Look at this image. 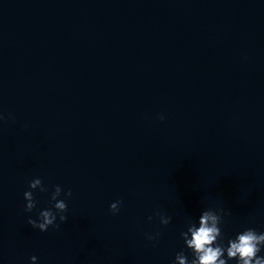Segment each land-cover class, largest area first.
I'll return each instance as SVG.
<instances>
[{"label": "clouds", "instance_id": "clouds-1", "mask_svg": "<svg viewBox=\"0 0 264 264\" xmlns=\"http://www.w3.org/2000/svg\"><path fill=\"white\" fill-rule=\"evenodd\" d=\"M163 119V117H161ZM39 188L41 192L47 191L41 179L35 178L29 182V191L24 192V200L27 202L25 211L31 212L36 207L33 191ZM62 194V188L57 185L51 194L52 207L39 212L37 219L28 218L27 223L34 229L46 232L50 227L59 228L57 218L61 223L67 221L65 215L68 211L66 199L72 196L71 190L64 192L65 199H58ZM122 201L110 204L109 210L116 214ZM225 212L223 208H208L201 212L197 221L189 219L187 221V231L181 233L185 246L192 253L189 260L184 251H180L175 256L174 264H228L229 260L235 259L237 264H264V256L259 253L264 249V232H258L255 228H247L238 233L234 239L229 238L227 246L224 245V236L220 225L223 222ZM159 217L160 223L167 226L172 217L159 211L155 213ZM152 220V217H149ZM159 236L148 235V240H155ZM226 254V256H225ZM31 264H36L37 257H30Z\"/></svg>", "mask_w": 264, "mask_h": 264}]
</instances>
